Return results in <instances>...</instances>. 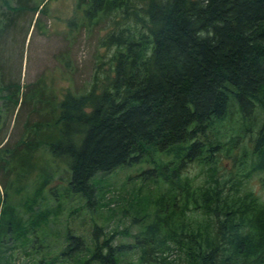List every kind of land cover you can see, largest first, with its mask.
<instances>
[{
  "label": "trees",
  "instance_id": "16d2710c",
  "mask_svg": "<svg viewBox=\"0 0 264 264\" xmlns=\"http://www.w3.org/2000/svg\"><path fill=\"white\" fill-rule=\"evenodd\" d=\"M28 2L16 0L8 26L0 28L4 68L3 53L10 54L4 40L24 19ZM80 4L90 23L120 14L98 40L112 51L110 74L83 93H62L47 110L35 86L22 93L19 118L30 119L21 149L4 154L0 170L18 159L29 162L41 145L65 166L69 196L88 210L97 205L92 179L118 169L139 166L135 178L155 192L151 218L130 244L100 240L94 227L89 248L66 234L62 259L119 264L132 254L135 262L128 264H264V199L242 190L249 173H264V0ZM18 87L0 86L7 111L16 109ZM37 112H45L47 121L37 124ZM237 148L232 165L244 172L220 181L219 156L227 159ZM194 164L199 172L189 177ZM45 185L37 184L33 199ZM14 208L0 214V261L34 228L30 220L22 224Z\"/></svg>",
  "mask_w": 264,
  "mask_h": 264
},
{
  "label": "rangeland",
  "instance_id": "374dc122",
  "mask_svg": "<svg viewBox=\"0 0 264 264\" xmlns=\"http://www.w3.org/2000/svg\"><path fill=\"white\" fill-rule=\"evenodd\" d=\"M15 2L0 0V28L7 25ZM27 7L18 28L15 27L4 40L3 50L10 53H3L7 60L6 69L0 53V86L9 83L19 86L14 112L3 111V99H0V164L5 158L3 155L11 149L16 148L19 152L17 147L30 119L26 122L27 116L19 118V113H23L20 112L23 107L17 111L23 99L22 93L26 91L28 94V89L35 86L41 98L54 105L62 99V93H83L105 74H110L108 60L112 51L101 47L98 40L112 30L115 19H120L119 13H111L101 16L96 22H87L82 16L85 5L80 4V0H29ZM35 7L37 12H33ZM135 23L140 25L136 20ZM0 35L1 38L3 31ZM3 94L0 91V95ZM247 140H242L244 145ZM245 146L250 148V145ZM237 154L238 148L227 159L223 154L219 156L223 165L218 168L220 181L231 178V174L244 172L238 167L233 168L231 157ZM7 164V171L0 170V214H8L14 206L20 222L25 224L30 220L34 228L28 233L27 241H18L5 251L0 264H65L62 250L66 234L83 240V247L89 248L93 228L96 227L100 240L110 238L113 245H125L131 243L143 223L151 218L155 188L135 178L139 166L94 177L92 183L96 188L97 205L95 210H88L81 200L69 196L65 166L54 160L44 146L40 145L25 164H21L19 159ZM198 172L199 167L194 164L187 168L186 174L193 177ZM201 177L195 181H201ZM38 183L46 185L43 193L34 195L33 199V192H38ZM242 184L243 191L249 190L264 199V173H249L242 179ZM228 185L229 182L225 188ZM28 209L32 210L26 212ZM37 211L44 214L39 215ZM134 218L142 220L136 223ZM130 261L135 262L132 254L119 264Z\"/></svg>",
  "mask_w": 264,
  "mask_h": 264
},
{
  "label": "flooded vegetation",
  "instance_id": "af4514ba",
  "mask_svg": "<svg viewBox=\"0 0 264 264\" xmlns=\"http://www.w3.org/2000/svg\"><path fill=\"white\" fill-rule=\"evenodd\" d=\"M39 85L42 87V89L44 88V85H43V83H42V81H40L39 82ZM5 94V93H4ZM3 94V95H4ZM45 101V100H44ZM47 103H50L49 101H47V102H44V103H42V107H44V109H48V106H47ZM1 105H3V111H7V109H8V105H9V102L7 101V100H4L3 99V101H1ZM40 106V105H39ZM41 115V116H40ZM46 113L44 112L43 114L41 113L40 114V112H37L36 114H35V116H37L38 118L35 120V122L37 123V124H39L40 123V121L42 120V122L44 123L45 122V120L47 121V119H45L46 118ZM49 119V118H48ZM21 145V144H20ZM22 146V148H23V145H21ZM18 150H20L21 149V147L18 145ZM16 149V148H15Z\"/></svg>",
  "mask_w": 264,
  "mask_h": 264
},
{
  "label": "bare ground",
  "instance_id": "6f19581e",
  "mask_svg": "<svg viewBox=\"0 0 264 264\" xmlns=\"http://www.w3.org/2000/svg\"><path fill=\"white\" fill-rule=\"evenodd\" d=\"M171 220V219H170Z\"/></svg>",
  "mask_w": 264,
  "mask_h": 264
}]
</instances>
